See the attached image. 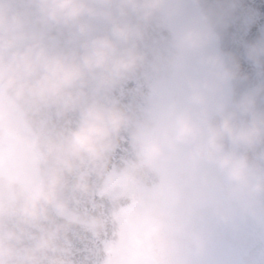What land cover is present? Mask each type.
<instances>
[{"label":"clouds","instance_id":"obj_1","mask_svg":"<svg viewBox=\"0 0 264 264\" xmlns=\"http://www.w3.org/2000/svg\"><path fill=\"white\" fill-rule=\"evenodd\" d=\"M232 10L204 0H0V93L75 116L44 140L46 178L0 209L13 220L0 229V264H69L64 225L43 223L48 205L66 170L106 159L122 133L133 148L125 182L181 164L218 222L264 229V38L244 53L260 83L237 93L248 76L219 47ZM152 32L160 38L149 42ZM189 242L201 245L199 231Z\"/></svg>","mask_w":264,"mask_h":264},{"label":"water","instance_id":"obj_2","mask_svg":"<svg viewBox=\"0 0 264 264\" xmlns=\"http://www.w3.org/2000/svg\"><path fill=\"white\" fill-rule=\"evenodd\" d=\"M204 3L233 6L220 29L219 47L234 55L248 76L237 83V93L260 83L259 70L244 53L247 44L264 38V0H204ZM154 38L159 39L160 34L150 33L149 42ZM135 87L130 82L125 95ZM74 119V114L61 116L55 108L32 111L0 93V144L12 137L15 128L33 138L39 156L38 183L46 178L52 166L46 157L45 138L58 128L69 126ZM132 155V143L122 133L106 159L65 171L63 186L56 200L48 205L43 223L64 225L58 240L69 264H111L120 254L125 236L126 227L119 216L132 206L140 207L154 222L160 223L148 235L153 264H210L209 256L218 247L234 254L240 264H264V229L252 223L218 222L210 208L193 196L194 177L181 164L149 168L138 182L128 184L121 173ZM115 178L122 180L123 189L109 194L108 183ZM29 188L26 178L11 179L0 173V209L19 191ZM12 222V218L0 214V229ZM193 229L201 234L199 247L189 242Z\"/></svg>","mask_w":264,"mask_h":264},{"label":"rangeland","instance_id":"obj_3","mask_svg":"<svg viewBox=\"0 0 264 264\" xmlns=\"http://www.w3.org/2000/svg\"><path fill=\"white\" fill-rule=\"evenodd\" d=\"M10 146L1 149V165L8 172L21 171L34 183L35 168L33 161L36 152L33 151L32 140L15 134ZM122 220L126 225L125 240L119 257L113 264H150L148 261L146 233L154 226L138 208L124 211ZM214 264H239L233 255L224 250L214 254Z\"/></svg>","mask_w":264,"mask_h":264}]
</instances>
